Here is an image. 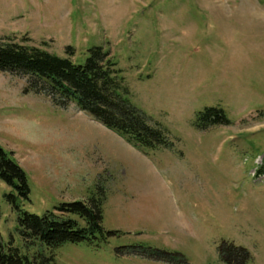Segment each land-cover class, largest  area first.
I'll return each mask as SVG.
<instances>
[{
	"label": "rangeland",
	"instance_id": "374dc122",
	"mask_svg": "<svg viewBox=\"0 0 264 264\" xmlns=\"http://www.w3.org/2000/svg\"><path fill=\"white\" fill-rule=\"evenodd\" d=\"M5 37L62 57L72 46L77 65L103 47L171 147H135L75 103L26 94L25 78L0 72V145L30 186L25 200L0 180V246L49 264H168L134 250L224 264L227 242L264 264V0H0ZM206 109L230 124L200 128ZM92 198L117 232L100 247L21 237L20 210L42 216Z\"/></svg>",
	"mask_w": 264,
	"mask_h": 264
},
{
	"label": "trees",
	"instance_id": "16d2710c",
	"mask_svg": "<svg viewBox=\"0 0 264 264\" xmlns=\"http://www.w3.org/2000/svg\"><path fill=\"white\" fill-rule=\"evenodd\" d=\"M29 41L28 37L22 42L11 37L0 38V72L25 78L24 93L43 94L62 108L75 103L81 111L135 147H171L168 129L132 102L121 70L117 68L110 52L103 47H93L89 50L86 63L77 65L71 59L75 53L72 46L66 47L67 57H62L44 48L46 42L37 46L29 44ZM199 116V123L206 121L199 126L202 129L215 123L230 124L217 109H206ZM0 180L15 189L22 199H29L27 173L14 159L13 153L1 145ZM9 198L15 204V196ZM102 203L99 198L61 203L42 216L20 210V235L32 245L51 249L66 243L82 242L98 248L117 234L103 227ZM67 214L77 215L84 220V225ZM133 252L168 264L180 263L177 253L159 250ZM220 254L224 264H248L251 259L246 248L227 242L221 246ZM52 259L43 258L37 253L32 259L28 254H21L12 244L0 246V264H49Z\"/></svg>",
	"mask_w": 264,
	"mask_h": 264
}]
</instances>
